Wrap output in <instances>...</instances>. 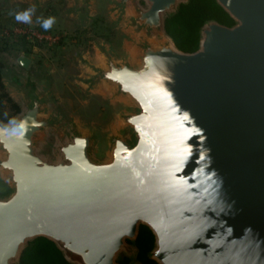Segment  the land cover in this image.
Returning a JSON list of instances; mask_svg holds the SVG:
<instances>
[{"label":"water","instance_id":"1","mask_svg":"<svg viewBox=\"0 0 264 264\" xmlns=\"http://www.w3.org/2000/svg\"><path fill=\"white\" fill-rule=\"evenodd\" d=\"M67 1L118 31L75 52L112 119L65 115L26 54L0 68L18 109L0 117V264L38 238L69 264H143L140 226L156 264H264V0H215L233 24L205 20L191 52L165 27L189 0Z\"/></svg>","mask_w":264,"mask_h":264},{"label":"rangeland","instance_id":"2","mask_svg":"<svg viewBox=\"0 0 264 264\" xmlns=\"http://www.w3.org/2000/svg\"><path fill=\"white\" fill-rule=\"evenodd\" d=\"M32 6L29 2L13 1L0 10V63L20 69L14 57L26 54L52 82L58 108L65 115L106 126L112 119L111 109L97 95L85 93L76 82L80 66L75 52L91 55L96 41L115 42L117 29L101 13L81 26L75 18L64 14L67 0H44L40 9H35L31 23L17 22L15 13ZM50 17L54 23L43 30L42 21ZM39 32L45 37H37ZM9 105L2 107L5 117L12 114Z\"/></svg>","mask_w":264,"mask_h":264},{"label":"trees","instance_id":"3","mask_svg":"<svg viewBox=\"0 0 264 264\" xmlns=\"http://www.w3.org/2000/svg\"><path fill=\"white\" fill-rule=\"evenodd\" d=\"M208 19H215L225 25L233 24V20L216 4L215 0H189L187 4L180 6L174 16L166 19L165 27L178 48L191 52L196 50L198 46L199 27ZM2 66V63H0V68ZM4 103H9V108L12 111V114L8 117H5L2 111ZM17 111L16 105L4 92L0 82V117L7 121ZM136 245L139 250L137 258L143 264H156L147 258V252L153 245V236L145 226H140ZM127 262L128 260L124 258L120 261V264H127ZM19 264L69 263L64 260L52 242L44 238H38L30 242L24 249Z\"/></svg>","mask_w":264,"mask_h":264},{"label":"clouds","instance_id":"4","mask_svg":"<svg viewBox=\"0 0 264 264\" xmlns=\"http://www.w3.org/2000/svg\"><path fill=\"white\" fill-rule=\"evenodd\" d=\"M35 12V6H32L22 12L15 13V19L17 22L31 23V17ZM54 23V18L50 17L47 20L42 21V27L47 30Z\"/></svg>","mask_w":264,"mask_h":264},{"label":"built area","instance_id":"5","mask_svg":"<svg viewBox=\"0 0 264 264\" xmlns=\"http://www.w3.org/2000/svg\"><path fill=\"white\" fill-rule=\"evenodd\" d=\"M19 31L21 32L22 30H19ZM24 33H26V32H24ZM37 37H39V38L41 37L42 38V37H45V35L42 32H39Z\"/></svg>","mask_w":264,"mask_h":264},{"label":"flooded vegetation","instance_id":"6","mask_svg":"<svg viewBox=\"0 0 264 264\" xmlns=\"http://www.w3.org/2000/svg\"><path fill=\"white\" fill-rule=\"evenodd\" d=\"M150 250V249H149Z\"/></svg>","mask_w":264,"mask_h":264}]
</instances>
